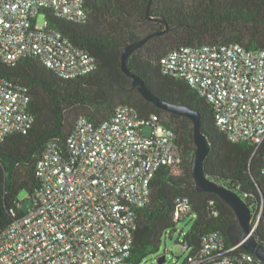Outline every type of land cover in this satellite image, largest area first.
<instances>
[{"label":"built area","instance_id":"2783aa9c","mask_svg":"<svg viewBox=\"0 0 264 264\" xmlns=\"http://www.w3.org/2000/svg\"><path fill=\"white\" fill-rule=\"evenodd\" d=\"M87 3L0 0V64L34 56L63 78L92 72L96 57L48 16L84 23ZM161 67L215 104L216 125L230 140L264 149V49L236 42L182 46L165 53ZM30 101L28 86L0 74V140L32 127ZM184 167L175 128L163 115H143L127 103L100 122L81 115L66 149L57 142L45 147L33 209L0 230V264H128L137 209L149 203L156 173L164 168L179 177ZM192 213L190 197H179L175 219ZM238 247L228 248L223 234L211 231L183 264H264Z\"/></svg>","mask_w":264,"mask_h":264},{"label":"trees","instance_id":"16d2710c","mask_svg":"<svg viewBox=\"0 0 264 264\" xmlns=\"http://www.w3.org/2000/svg\"><path fill=\"white\" fill-rule=\"evenodd\" d=\"M149 2L88 0L89 18L84 23L48 13L51 25L96 57V68L88 74L63 78L34 56L23 57L12 66L0 64L1 75L29 87L30 110L35 118L26 133H13L0 140V230L26 213L19 206L23 192L34 199L40 182L37 164L45 147L57 142L66 149L68 136L81 115L100 122L110 118L118 104L127 103L143 115H163L175 128L185 165L179 177L169 175L164 168L156 173L149 203L137 209V228L127 263L141 264L157 253L163 237H172L177 223L189 217L175 219L176 201L181 196L190 197L195 217L184 233L187 250L199 247L211 231H220L228 248L237 245L241 227L233 209L217 194L194 187L192 121L146 100L123 71L124 47L165 28L163 23L148 18ZM149 14L165 19L170 30L134 51L129 56V68L142 76L160 98L200 111L202 130L210 144L205 170L250 205L253 226L259 221L254 234L264 246V149H256L251 141L230 140L216 125L215 104L161 67L164 54L182 46L236 42L251 50L264 49V0H151ZM237 250L245 251L241 247Z\"/></svg>","mask_w":264,"mask_h":264},{"label":"water","instance_id":"95a60500","mask_svg":"<svg viewBox=\"0 0 264 264\" xmlns=\"http://www.w3.org/2000/svg\"><path fill=\"white\" fill-rule=\"evenodd\" d=\"M151 2V0H150ZM150 2L147 9L148 18L159 21L165 25L164 29L148 33L143 38L127 44L122 51L123 71L132 78V87L148 101L155 104L164 111L188 117L193 123V141L196 145V151L193 158L192 170L194 176V187L200 192H212L220 196L235 212L236 218L241 227V236L237 239V245L253 254L264 262V246L254 234L253 211L250 205L245 201L241 194L231 187L218 182L209 177L205 170V160L210 153V144L206 134L202 130V115L196 108L184 104H176L160 98L149 88L145 79L133 73L128 65L129 56L147 41L157 35H161L170 30L165 19L153 17L150 13ZM259 222V221H258ZM256 223V227L258 225ZM167 255L158 257L159 264L165 263Z\"/></svg>","mask_w":264,"mask_h":264},{"label":"rangeland","instance_id":"374dc122","mask_svg":"<svg viewBox=\"0 0 264 264\" xmlns=\"http://www.w3.org/2000/svg\"><path fill=\"white\" fill-rule=\"evenodd\" d=\"M43 20L44 15L40 14L39 21ZM147 132L148 130H145V133ZM20 199L22 200L23 210L30 212L34 207L33 200L29 199L25 192L21 194ZM194 218V214H192L185 220L178 222L172 237L165 235L162 239L160 250L148 256L141 264H159L157 259L163 254L167 255V260L163 264H183L190 252L183 245L184 233L190 229Z\"/></svg>","mask_w":264,"mask_h":264}]
</instances>
